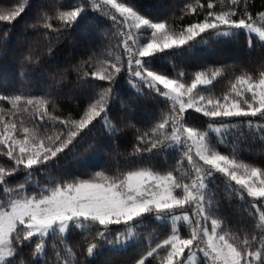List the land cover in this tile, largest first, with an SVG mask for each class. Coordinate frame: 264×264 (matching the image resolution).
<instances>
[{
    "label": "snow or ice",
    "instance_id": "1",
    "mask_svg": "<svg viewBox=\"0 0 264 264\" xmlns=\"http://www.w3.org/2000/svg\"><path fill=\"white\" fill-rule=\"evenodd\" d=\"M0 264H264V0L0 6Z\"/></svg>",
    "mask_w": 264,
    "mask_h": 264
},
{
    "label": "trees",
    "instance_id": "2",
    "mask_svg": "<svg viewBox=\"0 0 264 264\" xmlns=\"http://www.w3.org/2000/svg\"><path fill=\"white\" fill-rule=\"evenodd\" d=\"M16 0H0V6H5L9 3H14ZM145 2H149V0H145ZM170 3H174L177 7L181 5L183 0H169ZM262 0H257V5L259 6ZM187 22V21H185ZM16 45V38L13 37L12 41V47H15ZM245 40L243 37H241L240 43L238 46H233L228 49H225L223 51H217V52H210V51H201L197 52L193 57L187 58L184 60L177 59L175 63L180 67H188L189 70H191V67L193 64H205L210 65L212 63L218 62V61H224V62H232L234 60L243 59L244 58V52H245ZM4 66V75L7 77L11 85L16 84L15 79V73L16 69L13 63L11 62V59H9L6 62H2ZM163 68L165 70H170V64H164ZM74 79V77H73ZM225 81H221L218 83L214 89L217 95L221 94L225 90ZM62 107L65 112L71 110L75 111L76 106L74 103L70 102H64L62 104ZM128 147L126 141L121 142V148L122 150L126 149ZM227 148H221V151H228ZM244 157L247 159H250L249 153L244 152ZM108 159V153L104 150H96L94 152L86 154L85 158L75 164L69 165L67 171L70 172L72 175H84L85 173L91 174L94 171L100 170V168L105 166V161ZM143 232L147 233L151 231V228H146L142 230ZM186 231V229H185ZM146 238V237H145Z\"/></svg>",
    "mask_w": 264,
    "mask_h": 264
}]
</instances>
